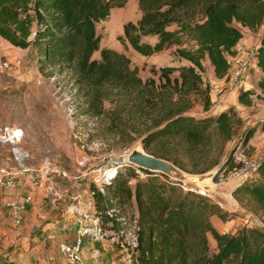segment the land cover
<instances>
[{
	"label": "trees",
	"instance_id": "trees-1",
	"mask_svg": "<svg viewBox=\"0 0 264 264\" xmlns=\"http://www.w3.org/2000/svg\"><path fill=\"white\" fill-rule=\"evenodd\" d=\"M135 1L140 14L135 21L123 22L118 41L126 40L142 55L173 45L172 54L188 64L162 66L158 78L178 91L202 94L204 110L210 101L207 87L200 85L202 60H208L215 77L226 76L230 66L228 56L237 51L235 44L241 36L240 26L254 29L262 25L254 57L262 72L256 83L264 91V0ZM109 9L108 0H0V37L20 48L36 45L39 70L47 66H70L74 80L86 89L104 82L122 87L139 86L143 80L136 66L130 65L128 55L99 45L100 36L95 25L108 15ZM142 34L155 35V40L152 43L141 40ZM94 50H98L97 57L92 56ZM174 70L176 74L170 75ZM249 94L250 88L239 90L237 102L249 105ZM93 97L98 104L99 95L94 93ZM153 107L154 126L141 138L144 143L178 136L189 152H196L211 136L212 130L220 136L222 144L234 131L230 107L203 116L186 113L185 104L178 100L161 101ZM251 132L250 128L242 132L241 145L246 143ZM157 156L186 170L177 158L165 153ZM217 163L218 155L207 159L196 172ZM123 165L133 173L131 165ZM234 165L230 151L221 162V168ZM143 171L146 177L135 179L129 185L123 173L116 169L108 184L112 195L134 201L139 224L136 255L139 264H264V230L242 225L234 232L219 231L210 221V215L227 220L233 217L232 211L195 187L163 174ZM231 194L250 197L264 217V155L253 172L231 189ZM95 200L105 220L103 210L107 199L96 193ZM207 233L215 241L211 251Z\"/></svg>",
	"mask_w": 264,
	"mask_h": 264
},
{
	"label": "rangeland",
	"instance_id": "rangeland-1",
	"mask_svg": "<svg viewBox=\"0 0 264 264\" xmlns=\"http://www.w3.org/2000/svg\"><path fill=\"white\" fill-rule=\"evenodd\" d=\"M108 2L110 4L108 15L98 20L95 25L100 36L99 45L111 47L128 55L130 65L136 66L137 74L143 80L139 86L122 87L111 82H104L86 89L74 80L70 66H47L39 70L36 45L31 44L19 50L8 42L0 40V58H7L9 61H14L15 57L19 59L17 66L12 63L8 68L0 67V126L17 125L23 128L21 143L29 151V162L33 167L39 166L42 159H48L53 161L60 171L58 174L49 173L58 196L51 195L52 193L49 192L45 194L40 203L41 209L35 213L39 224L28 230L24 227L28 219L23 217V212L20 213L19 221H14V214L8 210L9 208L7 209L3 199L5 213L0 214V261L3 263L7 262V256L11 252L21 255L22 252H17L33 246L35 243L30 236L51 219H62L71 223V219L66 214V205L74 195L84 194L85 189L90 186L89 175L85 173L86 166L110 167L112 170L121 163L117 169L127 178L129 185H132L135 179L146 177V173L140 176L134 169L135 166L128 163L134 169L132 173L123 165L125 155L137 143H140L143 150L150 154L157 156L165 153L179 159L185 165L186 171L190 170V172H196L207 159H213L217 155L218 163H221L231 151L235 165L232 168H221L217 171L212 181L218 185V191L214 195H207L221 207L232 211L234 215L230 219L221 220L213 214L214 220L210 221L222 232H234L242 225L255 226L264 230V217L255 202L247 195L231 194V189L245 175L253 172L255 164L264 155V129L262 128L264 91L260 90L256 83L262 75L261 70H255L250 64L254 60L250 59L243 72L241 85L234 86L233 89H225L228 88L229 83L224 86L215 83L217 79L212 73L211 66L207 59H203L200 85L207 87L210 101L209 107L204 110L202 94L178 91L171 84H163V80L158 78V71L162 66L188 64L185 59L172 54L173 45L149 55H142L135 51L126 40L123 43L118 41L117 36L122 35L123 22L135 21L140 14L136 1L108 0ZM233 23L238 25L236 21ZM261 28L262 25L254 29L240 26L241 36L236 43L238 42V49L243 50L244 53L243 57H240L231 67V72L238 68L245 55L251 54L253 57ZM154 38L152 34L140 36L141 40L150 43ZM92 56L97 57L98 50H94ZM174 74L176 70L170 75ZM214 84L217 85L213 87ZM244 88H250L251 103L249 105L241 104L236 100L238 91ZM94 93L99 95L98 104L93 100ZM168 100L183 102L186 106L185 112L194 116L215 114L230 107L234 125L231 137L222 144L220 136L212 130L211 136L204 141V144H200L196 152H189L184 140L178 136L161 137L144 143L141 138L154 126L153 105L161 101L166 103ZM70 105L74 108L72 114L69 110ZM247 128L252 130L251 135L246 143L241 145L239 137ZM80 143L83 144V148L79 147ZM0 147L5 149L3 144H0ZM78 160L84 161L85 165L81 166ZM185 184L193 187L189 183ZM111 192L108 188L107 194ZM116 202L120 203L127 213L137 217L132 198L127 201L116 195ZM105 204L106 202L104 206ZM43 210L45 212H42ZM45 213H47L46 217ZM17 228L24 229L20 232L22 236L26 235V231L28 232L27 241L20 242L19 239L10 241L8 230H17ZM53 232L51 229L46 235L54 237L53 247L57 251L58 232L55 231V235ZM207 239L208 248L211 251L215 248V241L209 233H207ZM102 245L115 253L116 260L112 264L124 262V252L117 244L103 240ZM40 246L39 250L46 252L47 246L51 244L41 242ZM34 247L38 246L34 245Z\"/></svg>",
	"mask_w": 264,
	"mask_h": 264
},
{
	"label": "built area",
	"instance_id": "built-area-1",
	"mask_svg": "<svg viewBox=\"0 0 264 264\" xmlns=\"http://www.w3.org/2000/svg\"><path fill=\"white\" fill-rule=\"evenodd\" d=\"M12 63L17 66L19 59L15 58L14 61H9L7 58H0L1 68H8ZM247 64L246 59L239 63L238 68L228 77L229 86L241 85ZM73 109V106L70 105L71 114ZM23 134L21 126H0V144L5 146V149L0 147V191L19 185L20 187L41 188L45 194L49 192L52 193L51 195L58 196V192L49 178L50 172L60 173L58 167L48 159H42L39 166L33 167L29 162L30 153L21 143ZM79 147L83 148V144L80 143ZM78 163L81 166L85 165L82 160H78ZM120 165L121 163L112 170L110 167L86 166L85 173L89 175L90 186L85 189L84 194L74 195L66 205L67 217L75 224V238L71 243L64 241L58 243V249L67 264H84L81 257V240L85 235L95 241L107 240L117 244L124 252L125 257L124 262L116 264H139L136 258L139 229L137 217L127 213L123 206L116 202V196L107 194L108 184L112 180L117 166ZM134 169L140 176L146 173L137 167ZM96 193L105 195L107 199L103 210V213L106 214L105 220L101 218V212L97 208ZM30 198L31 194L25 195L23 201H18L15 197L4 199V204L14 214V221H19L23 203L29 201Z\"/></svg>",
	"mask_w": 264,
	"mask_h": 264
},
{
	"label": "crops",
	"instance_id": "crops-1",
	"mask_svg": "<svg viewBox=\"0 0 264 264\" xmlns=\"http://www.w3.org/2000/svg\"><path fill=\"white\" fill-rule=\"evenodd\" d=\"M0 40L2 42L3 41L7 42L1 37H0ZM154 40H155V38H154ZM237 43L235 44V47L237 49L236 54L233 56H231V55L228 56V58L230 60H232V62L230 63L227 75L224 77H220V78L215 77L217 79V81L215 83H217L220 86H222V85L224 86L226 84L228 85L229 82L227 79L230 76V74L232 73L230 71L232 69L231 67L234 66L235 62H237L240 57H243L244 51L238 49ZM14 47L18 48L19 50L25 49V48H20V47H16V46H14ZM244 59H246L247 62H249L250 59H253L254 62H250V64H252V66H254L255 70L259 69V67L255 63L254 53H253V57L251 56V54H249V55L247 54V55H245ZM217 84H214L213 87H215ZM233 88H234V86H228V88L226 87L225 89H233ZM17 180H19V179L17 178ZM27 194H31V198L29 201H25L23 203V208L21 209V211L23 212V217H25L26 220L28 219V223H25L26 225H24V227H27V230H28V228H31L34 225L39 224V220L36 217L35 213L37 212V210L41 209L40 203L42 202L41 200H43L45 197V193L43 192V189L34 188V187L32 188V187H28V186L20 187L19 185H17L16 187H14L12 189L0 191V214L2 212L5 213V211H3L4 210L3 199L15 197L16 199H18V201H23L25 195H27ZM56 204H54V205L56 206ZM7 209H8V207H7ZM8 210L10 211V209H8ZM42 212H45V211L43 210ZM38 214H40V213H38ZM46 214L47 213H45V217H46ZM51 220H53V219H51ZM210 220L211 221L214 220L213 214L210 215ZM50 221H49V223L46 222L47 223L46 225H44L45 224L44 223L43 224L44 226L40 230L38 229L37 232L32 233V236H30V238H32L33 242L35 243L34 245L38 246L37 248H35L34 245L28 246L24 251L17 252V253L22 252L21 255H19V254L16 255L15 253L11 252L7 256V262L3 263L0 261V264H67L64 257L60 253L59 249L57 250V251H59V253H58L56 251V249L53 247L54 241H55L54 237L47 236L46 234H49L51 229L54 231L53 235H55V231L58 232V235H57L58 237H56V243H57V248H58V243L60 241H64L67 243L73 242V240L75 238V224L72 222V220H70L71 223H69L68 221H64L62 219L61 220L55 219V220H53L52 223H50ZM8 224L9 223H7V225ZM49 228H51V229H49ZM21 230H24V229L23 228L22 229L17 228V230H11V229L8 230L9 231L8 232L9 238L11 239V240L10 239L9 240L11 242H13L14 240H18V239L20 240V242L27 241L28 240L27 238H29L28 232L26 231V233H25L26 235L22 236V235H20ZM41 242L42 243L47 242V243L51 244V246H47L46 252L45 251L42 252L39 250V248L41 247L40 246ZM102 244H103V241L92 240L89 236L85 235L82 237V240H81V257H82L84 264H112V263H114V261L116 260L114 257L115 253L112 252L111 249L106 248ZM48 247H50V249ZM33 248H35V249H33Z\"/></svg>",
	"mask_w": 264,
	"mask_h": 264
},
{
	"label": "water",
	"instance_id": "water-1",
	"mask_svg": "<svg viewBox=\"0 0 264 264\" xmlns=\"http://www.w3.org/2000/svg\"><path fill=\"white\" fill-rule=\"evenodd\" d=\"M124 161L135 167L163 174L173 180L189 183L198 191L214 195L218 191V185L212 181L221 169V163H217L202 172L186 171L168 159L155 156L143 150L140 143L135 144L125 155Z\"/></svg>",
	"mask_w": 264,
	"mask_h": 264
}]
</instances>
